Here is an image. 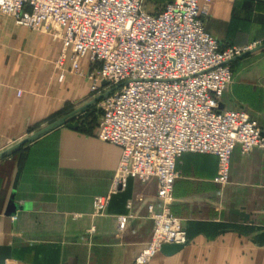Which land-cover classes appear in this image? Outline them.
<instances>
[{
  "label": "crops",
  "instance_id": "1",
  "mask_svg": "<svg viewBox=\"0 0 264 264\" xmlns=\"http://www.w3.org/2000/svg\"><path fill=\"white\" fill-rule=\"evenodd\" d=\"M150 1L143 2L148 13L175 0ZM24 28L0 21V154L47 126L66 102L90 88L71 74L70 53L57 67L61 40ZM206 30L222 46L262 43L264 0H213ZM35 47L43 55H35ZM255 52L231 63L233 81L220 110L246 112L264 133V48ZM79 70L88 73L87 59ZM68 134L60 128L32 143L21 166L0 160V264H136L150 241L147 208L155 201L156 179L130 178L105 213L94 215L93 198L108 193L120 151L97 141L67 144ZM177 172L171 213L187 243L157 253L148 264H264V152L243 153L236 146L223 186L215 181L214 155H182ZM121 216L123 230L116 220Z\"/></svg>",
  "mask_w": 264,
  "mask_h": 264
},
{
  "label": "built area",
  "instance_id": "2",
  "mask_svg": "<svg viewBox=\"0 0 264 264\" xmlns=\"http://www.w3.org/2000/svg\"><path fill=\"white\" fill-rule=\"evenodd\" d=\"M143 2L0 0V18L62 41L59 69L70 53V71L88 81L93 96L108 93L98 102V137L120 156L108 193L93 198L94 215L105 213L130 178L156 179L155 201L147 208L152 235L136 264H148L164 246L187 243L171 213L182 155L216 156L215 181L223 186L236 146L264 152V133L246 112L220 110L233 81L231 63L251 47L222 46L207 32L213 0H175L154 13ZM83 59L87 74L79 70ZM116 220L123 230L126 218Z\"/></svg>",
  "mask_w": 264,
  "mask_h": 264
},
{
  "label": "rangeland",
  "instance_id": "3",
  "mask_svg": "<svg viewBox=\"0 0 264 264\" xmlns=\"http://www.w3.org/2000/svg\"><path fill=\"white\" fill-rule=\"evenodd\" d=\"M149 2H151V1L149 0ZM2 20L6 21V22L11 21L16 25V27H20L22 29H25L23 26L18 25L17 22L11 17H6V16L1 17L0 21H2ZM28 30L46 35L45 33L41 32V31H37V30H33V29H28ZM263 43H264V41L262 43H258V44L251 46V48H249V50H247L245 53L255 49L256 47L261 46ZM28 46L29 45H27V47ZM36 48L37 47H35V50H34V48H32L31 51L33 53H35V55L36 54L38 56L43 55L44 49L43 48H40V49L37 48L36 49ZM255 53H253L251 55H255ZM232 68H233V64L231 65V69ZM68 73L70 74V71L66 72L65 75H67ZM71 74L73 75L72 72H71ZM96 97L97 96H93V94L90 92V89H89V91L87 90L86 95L77 96L76 98L73 97V99L71 101L66 102L62 106V108L58 111L57 115L54 118L50 119V121L47 125L57 121L58 119H60L62 117L67 116L68 114L72 113L74 110L78 109L79 107L86 104L87 102L95 99ZM100 115H101V109L99 107L98 102L95 103L94 105L89 106L83 114H79L76 118L69 121L71 124L77 123L78 128L76 130H69L66 126L62 127L63 129L68 130L71 134V135L70 134L65 135L63 137L64 141L67 144H71V145L78 144L81 142H83L84 145H88V144H91L92 141L93 142L97 141L99 143L105 144L106 147L116 149L114 146L108 145L106 143L101 142V140H99L98 122H99ZM76 138L78 140H75ZM56 143L59 144V141L57 140ZM30 146H31V144H28L27 146L21 147L17 152H15L11 156H9V158L7 157L6 160L12 159L13 162L18 164V166H21L23 164L25 155H26L28 149L30 148ZM67 155H74V153L73 152H67ZM91 157H95V156H91ZM5 168L6 167H4V169ZM4 172H5V170H4Z\"/></svg>",
  "mask_w": 264,
  "mask_h": 264
},
{
  "label": "water",
  "instance_id": "4",
  "mask_svg": "<svg viewBox=\"0 0 264 264\" xmlns=\"http://www.w3.org/2000/svg\"><path fill=\"white\" fill-rule=\"evenodd\" d=\"M263 48H264V45H261V46L256 47L255 49H253L251 51H248L247 53L242 54L238 58H241V57L247 55L248 53H252V52L258 51V50L263 49ZM238 58H236V59H238ZM103 85L105 86V83H103ZM106 95H108V93L105 95L103 94V95L96 97L95 99L87 102L86 104L82 105L78 109L74 110L72 113L68 114L67 116L62 117V118L58 119L57 121L41 128L36 133L25 138L24 140H22L21 142H19L15 146L9 148L7 151L1 153L0 154V160L3 159L4 157L11 156L13 153L17 152L21 147H23L27 144H32V143L36 142L37 140H39L40 138L46 136L47 134H49V133H51L57 129H60L64 126H66L69 130H76L78 128L77 123L71 124L69 121L76 118L79 114H83L89 106L94 105L95 103L99 102ZM15 213L16 212L14 211V213H12L11 215H15ZM181 247H183V246H164L161 249V251H166V250L167 251L168 250L169 251H176V250L180 249ZM2 260H4V259L2 258Z\"/></svg>",
  "mask_w": 264,
  "mask_h": 264
},
{
  "label": "trees",
  "instance_id": "5",
  "mask_svg": "<svg viewBox=\"0 0 264 264\" xmlns=\"http://www.w3.org/2000/svg\"><path fill=\"white\" fill-rule=\"evenodd\" d=\"M28 145V144H27ZM27 145H25V146H27Z\"/></svg>",
  "mask_w": 264,
  "mask_h": 264
}]
</instances>
